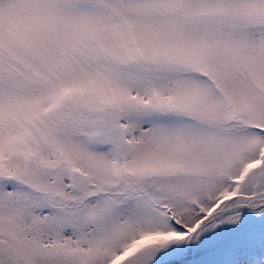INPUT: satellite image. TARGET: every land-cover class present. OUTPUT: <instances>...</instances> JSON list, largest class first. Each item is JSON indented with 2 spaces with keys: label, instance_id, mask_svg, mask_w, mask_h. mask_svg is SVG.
Returning <instances> with one entry per match:
<instances>
[{
  "label": "snow or ice",
  "instance_id": "obj_1",
  "mask_svg": "<svg viewBox=\"0 0 264 264\" xmlns=\"http://www.w3.org/2000/svg\"><path fill=\"white\" fill-rule=\"evenodd\" d=\"M0 264H264V0H0Z\"/></svg>",
  "mask_w": 264,
  "mask_h": 264
}]
</instances>
